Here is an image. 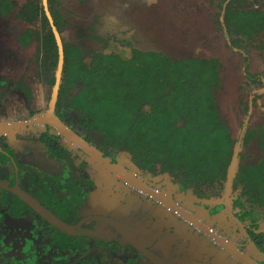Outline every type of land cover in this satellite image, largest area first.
Segmentation results:
<instances>
[{"label":"trees","instance_id":"1","mask_svg":"<svg viewBox=\"0 0 264 264\" xmlns=\"http://www.w3.org/2000/svg\"><path fill=\"white\" fill-rule=\"evenodd\" d=\"M45 1L46 8L41 0H25L21 5L14 0H0V16L7 17L18 7L16 18L33 25L20 33L18 42L27 48L35 40V58L32 65L28 64L43 82L49 100L61 61L52 108L57 121L84 131L83 140L104 157L124 150L139 168L153 174L167 172L182 188H192L196 195L203 187H211L219 194L227 179L236 142L215 102L219 60L172 59L160 52L136 49L130 42L126 43L131 49L129 53L116 46L105 53L104 49L112 47L111 43L95 37L102 42L101 49H86L62 35L70 26L61 11L62 0ZM237 4L242 3L229 0L225 7L228 33L233 28L237 34L252 37L264 29L263 10L231 7ZM55 33L61 41L62 54ZM83 33L77 37L82 38ZM24 76L17 80L1 78L0 88L11 86L31 99V84ZM3 95L0 92V104ZM46 126L53 125L46 121ZM255 134L263 150L262 159L256 166L239 164L233 187L247 200L264 206V125L257 131H245L243 143ZM55 138L58 136L41 137L46 143ZM2 150L0 163L12 166V151L4 147ZM48 156L59 174L50 176L33 165L18 163L26 171L19 175L20 189L64 222L75 223L84 201L81 185L87 190L93 186L87 184L84 164L78 167L73 164L71 150L51 146ZM6 168L0 166V182L12 186L15 176L8 175ZM22 218L31 220L30 236L22 242L26 264H106L108 261L103 250L105 244L96 240L91 244L88 234L76 236L62 232L42 220L18 191L0 187V232L10 226L11 219ZM91 223L84 226L91 227ZM0 243L6 248L2 238ZM96 244L100 247L97 257L88 253ZM109 247L115 264H121L120 246L112 243Z\"/></svg>","mask_w":264,"mask_h":264},{"label":"rangeland","instance_id":"2","mask_svg":"<svg viewBox=\"0 0 264 264\" xmlns=\"http://www.w3.org/2000/svg\"><path fill=\"white\" fill-rule=\"evenodd\" d=\"M14 1L21 5L25 0ZM79 2L80 0H62L61 11L71 25V27L65 28L62 33L65 38L75 35V30L81 28H76L81 21L82 28L89 25L94 28L93 34L105 39L112 37L118 41L130 42L133 47L141 51L161 52L173 59L217 58L221 65L218 70L219 86L214 89V96L221 116L228 122L232 137L235 139L240 133L243 122H246L245 127L250 129L257 128L264 123V30L255 34L253 39L234 45L232 37H229L224 29L219 0H90L85 4L86 6L81 5L82 7ZM41 3L44 7L46 6L45 0H41ZM254 5H259L264 9V0H254ZM17 9L18 7L7 18H0V37L11 46L7 51L9 55L6 52L8 58L11 57V62L2 65L0 73L3 75L8 73L10 71L8 66L10 65L12 68L10 79L17 80L25 74V81L32 85L34 99L23 102L21 95H19L20 101H13V106L22 102L21 109L25 113L21 119L24 120V118L45 116L49 110L50 101L43 82L39 81L33 70H30L35 58V40H31L27 48H22L18 42L20 33L28 26L33 25L17 19L15 17ZM75 16L80 17V19L76 20ZM90 34L91 32H87L88 36ZM85 42L87 48L99 47L94 46V42ZM14 107L16 108V106ZM247 107L249 109L246 110ZM63 143L66 146H71L68 141L69 145L66 142ZM72 147L79 160H88L87 155L78 149L76 151L74 145ZM259 151L256 144L246 147L243 151L244 161L255 162L258 159ZM247 155H250V158H247ZM129 159L128 154L120 153L117 155V160L121 164L136 171ZM93 164L96 165V163ZM104 172L106 173V171ZM137 173L145 176L146 180L152 182L154 186L156 185V188L169 191L171 184L166 175L151 177L145 172ZM99 177L101 179V176ZM104 184L110 186L108 182ZM109 190L111 192L117 191L111 186ZM134 199L138 203L134 209H137L143 202L139 196ZM179 201L186 203L182 198H179ZM111 203L115 204L113 201ZM186 205H190L199 215H207L205 217L214 227H219L227 235L243 241L242 237L233 234V227L225 217L223 204L210 210L208 214H206L208 206H202L200 203H187ZM112 206L110 209H114L115 206ZM129 206L132 207L133 205L127 199L120 212L127 211ZM221 211L223 219L219 217ZM142 218L143 220L145 218V228H149L146 234L149 240H159L157 235L155 238L151 236L158 228L165 230L161 237L167 232L168 247L161 249L166 250V252L168 250V253H173L175 248L180 249L179 253L182 252L183 256L180 257L181 264H212L215 261H219L221 264H226L223 262L232 264V261L224 256L222 251L198 233H193L189 237L191 240L187 242L186 239L181 238L186 226L185 223L179 222L181 226L176 223L177 231L173 232L176 230L174 227L175 229L173 228L174 230L172 229L168 233L170 225L167 224V227H164L161 218L158 222L151 215H143ZM103 230L106 235H112L116 232L112 227L107 226H104ZM190 231L192 230L190 229ZM180 240L181 243H179ZM166 244L163 243L164 246ZM155 247H162V244ZM244 250L253 257H261L252 246L245 245Z\"/></svg>","mask_w":264,"mask_h":264},{"label":"flooded vegetation","instance_id":"3","mask_svg":"<svg viewBox=\"0 0 264 264\" xmlns=\"http://www.w3.org/2000/svg\"><path fill=\"white\" fill-rule=\"evenodd\" d=\"M89 1L90 0H80L79 5L83 6L87 4ZM219 1H220V8L222 9L221 10L222 12H220V15L223 18L224 29L225 31H227L226 33L229 35V37H232V41H233L232 43H234V45H238L239 43H242V41L251 40L253 39L255 34L260 33L262 30H264L262 29L261 31L257 33H253L252 37H249V35L237 34L235 30H233V28H232V31L228 33V30L226 27L227 26L226 20H225V7L229 0H223V1L219 0ZM237 1L241 2L242 4L232 5L231 7L233 9H235V6H236L240 9L256 8V9L264 11V9L261 6L254 5V0H237ZM61 9H62V1H61ZM11 13L8 16H10ZM1 17L2 16H0V18ZM7 17H2V18H7ZM75 19L78 20L80 19V17L75 16ZM67 23H69L68 20H67ZM82 26L83 24L80 21V24H77L76 28H80V27L81 28L76 29L74 32L75 35L70 38H72L76 43L82 44L84 46L86 43L85 41L94 42L95 43L94 46L97 45L99 47H96V48L101 49L102 42H100V40L95 39V38L102 39V37L96 34H93L94 28L91 25L85 26L84 28H82ZM68 27H71V25ZM72 28H73V24H72ZM88 28L90 30H88ZM82 31L84 32L83 33L84 36L82 38L77 37L78 33H81ZM87 32L88 33L91 32V34L88 36ZM2 39L3 38L0 37V57H1L0 59H2L0 60V66L4 65L5 63L11 62V57L8 58L9 53L7 52L8 48H10L11 46L9 44L5 45L4 42L6 40L4 39L5 41H2ZM103 39L107 40L105 38ZM108 40L111 43L112 47L104 49L105 53L111 52L113 46H116L118 50L124 49L128 53L131 50L129 46L128 47L126 46L127 41H118L112 37H109ZM85 48L93 49V48H87V47ZM6 52L8 53V55ZM10 53H11V49H10ZM181 59H186V58H181ZM8 67L10 68V71L6 73L5 75L0 73V79L1 78L10 79V77H12L11 76L12 68L10 65ZM31 90H32L33 97L31 99H27L20 90L12 88L11 86H8L7 89L0 88V92L2 91L4 92L2 102L0 104V112L4 107V102L11 95V93L18 94V96L21 95L23 101L29 102L30 100L34 99V92H33L32 85H31ZM215 102H216V99H215ZM247 109L249 108L247 107L246 110ZM40 118L41 117H33L31 119L24 118V120L23 119L20 120L21 126H28V124L36 125L38 123L42 126L41 128L42 130L40 132L38 140H35L36 142L38 141L40 144L39 145L40 149L38 152L39 158L37 160H34V161L32 160L30 162H25V163L18 162L13 151L9 147L3 146L1 144L4 140V137L7 131H5L4 128H2V126L0 125L1 126L0 127V156H2L3 154V150H2L3 147L8 148L12 151V155L10 154L8 155H10L13 161L12 166L7 165L6 163H0V166H7V168L5 169L6 173L8 175L15 176V181L12 186L10 184L6 185L0 182V187L6 190L7 189L8 190H18L20 192L25 193L24 190L20 189L21 183L19 180V175H23L26 171H25V168L19 167L18 163L23 164V165H33L39 168L42 172L49 174L50 176H56L59 174V170L56 167L54 161L48 156L49 148L51 146L60 145L63 148L71 150V156L74 157L73 164L77 167L80 166L82 163L84 164V171L88 175L87 184L93 186V189L87 190L84 184L81 185V187L84 189V192H83L84 201L82 205L79 207V210L77 212L79 220L75 223H66L63 220H61L59 217H57L54 213H52L50 210H48L45 206L40 205V203L35 198H33L30 195L28 196L31 197L40 208L47 210L50 214H52L54 217L59 219L61 222H63L68 227H73L74 232L61 229L60 227L52 224L44 215H42L40 212L34 209L29 204V202L27 203L36 212V214L40 216L42 220L54 226L55 228L61 230L62 232H65L67 234L76 235V236L80 234H88L92 238V240L90 241L91 244H94V240L98 241L99 243L105 244L106 247H103V250L106 253L105 255L108 260L106 264H115L114 253L109 247V245H111L112 243L120 246V253L118 255V259L121 264H181L180 257H183V256H182V252L179 253L180 249L175 248L176 250L173 251V253H168V250L166 252V250L161 249L164 247L165 248L168 247V242L166 239L168 235L167 232L161 237V235L163 234L165 230L163 231L161 228L160 229L158 228L151 235V236H154V238L156 235L157 237H159V240L157 241H159L158 244H162V247L156 248L155 246L158 245L156 244L157 241H154L152 239L149 240V238L146 237L147 236L146 234L148 233L149 228L148 229L147 227L145 228L146 226L144 224L145 218L143 220L142 218L143 215L144 216L151 215V217L155 219L157 222L161 218L164 223V227L165 226L167 227V224L170 225L168 233L172 231L174 227H176L175 226L176 223L179 225V222H183L185 223L186 226L184 227V230L181 234V238L186 239V242L190 241L191 239L189 237L193 233L196 232L199 235H201L205 240H207L209 243H211L213 246H215L220 251H222V253H224V256H226L228 259L232 261V264H244L243 261L239 260L238 258L228 253L222 246H220L211 237H209L207 234H205L202 230L197 228L194 224L189 222L183 216H181L174 208H172L171 206H167L166 203L156 198L158 194H162L169 201H171L172 204H175L181 207L182 209L188 211L191 215L197 217L200 221H202L203 224L206 225V227L212 229L216 234L223 237L226 241L234 245L240 251V253L243 254V256L246 259L252 261L255 264H264V206L258 205L255 202H251L247 200L245 197H243L239 193L240 190L237 187L236 188L233 187L234 175L238 171L239 164H244L248 166H256L259 164V162L262 159L263 150L259 143L258 136L255 134L246 144L243 143V137H244L245 131L247 130L257 131L262 125H264V123L254 129L245 127L246 122L242 123L240 133L237 135L235 139L233 138L234 140H236V142L234 144L232 161H231L230 168L228 171L227 179L224 183V187L221 191H219V194H216L215 190L212 189L211 187H208V188L203 187L201 193L199 195H196L194 194L192 188H182L179 185V183L175 182L173 177L167 172H159L157 174H153L147 170H143L139 168L138 166L134 164V162L131 159L130 153H128L127 151H124V150L118 151L112 157H104L103 154L100 152L103 158H108L110 163L116 164L119 167H121V169L125 171V173H127L131 179L141 182L148 190H150V192H152V194H150L149 191H146L145 189L143 190L137 185L131 183L123 175L115 171H111L106 166L99 164L89 154H87L84 150H82L79 145L69 140L68 138L65 137V135L59 132L55 126L47 127L46 122H42ZM61 125L68 128L70 132H72L73 134H75L82 140L86 135V133L82 131L80 128H78L77 126H74V128H70L69 126H66L63 123H61ZM52 135H57L58 138L53 139L51 143H46L41 139L42 136H52ZM62 140H64L63 142H66V143L68 141L71 146H66L62 142ZM255 144L258 146L260 150L258 159L255 162H251V163H249V161L245 162L244 155H243L244 149L246 147L248 148L250 145H255ZM73 145L76 151L78 149L79 151L87 155L88 160L87 159L79 160L78 155L74 152V150H72ZM120 153L128 154L130 158L129 160L131 161L132 165L134 166L133 168H135L136 171L129 168L126 165L121 164L117 160V155ZM235 155H236V159H235V163L233 164ZM246 157L250 158V155H247ZM93 163H96L97 166ZM100 168L106 171V173L102 171ZM231 168H233V175L232 177H229ZM99 169L102 171V174L104 173L105 177H102L100 171H97ZM140 171L145 172L151 177H156L158 175H166L167 177H169L170 184H171L169 191H165L162 189L160 190L156 188L155 187L156 185L154 186L152 182H149L148 180H146L145 176H141L137 173ZM99 176H101L102 180L100 179ZM105 182H108L111 188L116 189L118 192L117 191L111 192L109 190L110 186H105L104 184ZM15 186H17V188H15ZM138 196L141 197V201L143 203L139 205L137 209H134V206L138 205L137 200L134 198ZM179 198H182L183 200H185L186 203L179 201ZM127 199H129V201L131 202V205L133 206L132 207L129 206L127 211L120 212L121 207H123V203L127 201ZM111 201H113L115 204L111 203ZM151 203H153V206H151ZM187 203H192V204L200 203L202 206H208V208L206 209V212H207L206 214H208L210 210L216 208L218 205L223 204L225 208L224 211L226 214L225 217L230 221V225L233 227L232 229L233 234L235 233L237 237L238 236L242 237L243 241L241 242L238 239H234L233 236L231 237L227 235L225 232H223L222 229H219V227H214L212 224L209 223L208 219L205 217L207 215L197 214L195 210H193L190 207V205L189 206L186 205ZM112 205H114L115 207ZM111 206L114 207V209H110ZM222 215H223L222 211L219 212L220 219L224 218ZM88 222H92L90 225L91 227L84 226ZM30 225H31L30 218L11 219L10 226H8L6 229H2V231L0 232V238H2V242L6 244V248L2 246V244L0 243V264H26V261L23 260L25 259L26 254L23 250L22 242L26 237L30 236V230H29ZM104 226L112 227V229L116 231L115 234H112L113 236L106 235L103 230ZM179 226H181V224ZM177 228L178 227H176V230L173 232H176ZM190 229L192 231H190ZM124 234L129 235L133 239H135L138 242L137 244L139 245V248L135 246L134 244H132L124 236ZM163 243H167L166 246H164ZM179 243H181V240L179 241ZM245 245L252 246L253 248H255L261 257L251 256L247 251L244 250ZM98 248L100 247H97V244L92 245V248L88 251L89 255L97 257ZM147 251L153 253V255L159 258L162 263H158L148 258ZM223 263L227 264V262H223ZM196 264H199V263H196ZM212 264H221V262L215 261Z\"/></svg>","mask_w":264,"mask_h":264},{"label":"water","instance_id":"4","mask_svg":"<svg viewBox=\"0 0 264 264\" xmlns=\"http://www.w3.org/2000/svg\"><path fill=\"white\" fill-rule=\"evenodd\" d=\"M50 20H51V18H50ZM55 35H56V38H57V42H58L60 54H62L61 41H60V39H59V37H58V35L56 33H55ZM61 64L62 63L60 61V63H59V70H58L57 78H56V83H55V85L53 87V91H52V95H51L49 110H48V112H47V114L45 116H41L40 120L42 122L48 121L49 123H51L53 126H55L58 129L59 132H61L63 135H65L66 138H68L69 140H71L74 143H76L77 145H79L82 150H84L87 154H89L99 164L106 166L111 171H115V172L123 175L131 183L137 185L138 187H140L143 190L145 189L146 191H149V193L152 194V192H150V190H148L141 182L136 181L134 179H131L130 176L127 173H125V171H123L121 169V167H119L116 164L110 163V161H109L108 158H103L101 156V153L100 152H98L93 147L89 146L84 140L80 139L78 136H76L75 134H73L72 132H70V130L68 128H66L63 125H61V123H59L57 121V119L54 117V115L52 113V108H53V101H54V98H55V95H56V90H57V87H58V81H59V76H60V67H61ZM235 159H236V155L234 156V162H233V164L235 163ZM232 175H233V168H231V172H230V176L229 177H232ZM15 188H17V186H15ZM16 191H18V190H16ZM18 192H19V194H20V196L22 198H24L27 202H29V204L34 209H36L38 212H40L42 215H44L52 224L60 227L61 229L69 230L71 232H74L73 227H68L63 222H61L59 219H57L52 214H50L47 210H45L43 208H40L37 205V203L31 197H29L27 194H25L23 192H20V191H18ZM156 198H158L162 202L166 203L167 206H171L172 208H174L181 216H183L189 222H191L192 224H194L197 228H199L200 230H202L209 237H211L220 246H222L228 253H230L234 257L238 258L239 260L243 261L244 264H255L252 261L246 259L243 256V254L240 253V251L234 245H232L231 243H229L228 241H226L223 237H221L218 234H216L212 229L206 227V225L203 224L202 221H200L197 217L191 215L188 211L182 209L181 207H179V206H177L175 204H172L171 201H169L162 194H158L156 196ZM124 236L132 244H134L135 246H137L139 248V245L137 244L138 242L135 239H133L131 236L126 235V234H124ZM147 256L151 260H154V261H156L158 263H162L160 261V259L157 258L155 255H153V253H151V252H148L147 251Z\"/></svg>","mask_w":264,"mask_h":264},{"label":"crops","instance_id":"5","mask_svg":"<svg viewBox=\"0 0 264 264\" xmlns=\"http://www.w3.org/2000/svg\"><path fill=\"white\" fill-rule=\"evenodd\" d=\"M2 41L5 40L2 39ZM4 43L5 45L8 44L7 41ZM13 101H20L18 94L12 93L4 102V107L0 112V125L7 131L1 144L9 147L13 151L18 162L25 163L37 160L39 158L38 152L40 144L35 140H38L42 126L39 123L36 125L28 124V126H21L20 120L25 113L21 109L22 102L15 104V108ZM97 171H100L102 177H105L100 169Z\"/></svg>","mask_w":264,"mask_h":264}]
</instances>
